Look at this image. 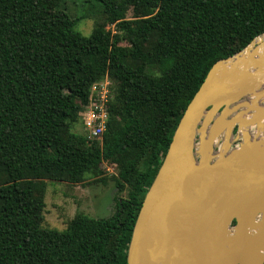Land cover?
I'll use <instances>...</instances> for the list:
<instances>
[{"label":"trees","instance_id":"16d2710c","mask_svg":"<svg viewBox=\"0 0 264 264\" xmlns=\"http://www.w3.org/2000/svg\"><path fill=\"white\" fill-rule=\"evenodd\" d=\"M95 1L103 20L86 37L64 0H0V264H127L186 109L218 61L264 34V0ZM106 76L114 96L99 143L75 128ZM106 162L116 213L44 228L45 182L81 185Z\"/></svg>","mask_w":264,"mask_h":264},{"label":"water","instance_id":"95a60500","mask_svg":"<svg viewBox=\"0 0 264 264\" xmlns=\"http://www.w3.org/2000/svg\"><path fill=\"white\" fill-rule=\"evenodd\" d=\"M258 42L264 48V34L218 61L186 109L143 201L127 264H264Z\"/></svg>","mask_w":264,"mask_h":264},{"label":"rangeland","instance_id":"374dc122","mask_svg":"<svg viewBox=\"0 0 264 264\" xmlns=\"http://www.w3.org/2000/svg\"><path fill=\"white\" fill-rule=\"evenodd\" d=\"M63 7L70 17L77 19L76 30L84 36H91L97 23L103 20L101 4L95 0H64ZM132 17V13L128 15ZM108 29L115 30L114 26ZM75 131L84 133L83 126L79 123ZM103 174L107 182L97 181L100 177L87 176L84 184L73 185L54 181L45 182V190L36 194L35 198L41 199L43 206L42 226L46 229L65 232L69 222L77 213L93 219H109L116 213L115 195L117 188L111 180L117 174L116 167L104 163ZM126 194H122L125 197Z\"/></svg>","mask_w":264,"mask_h":264},{"label":"built area","instance_id":"2783aa9c","mask_svg":"<svg viewBox=\"0 0 264 264\" xmlns=\"http://www.w3.org/2000/svg\"><path fill=\"white\" fill-rule=\"evenodd\" d=\"M114 83L106 76L91 89L87 103L82 106L80 120L85 135L90 141L101 143L109 122V104L113 100Z\"/></svg>","mask_w":264,"mask_h":264},{"label":"bare ground","instance_id":"6f19581e","mask_svg":"<svg viewBox=\"0 0 264 264\" xmlns=\"http://www.w3.org/2000/svg\"><path fill=\"white\" fill-rule=\"evenodd\" d=\"M255 48V47H254ZM255 50V53L258 54V55H262L264 54V48L263 46L261 45V42H258L257 46H256V49Z\"/></svg>","mask_w":264,"mask_h":264}]
</instances>
